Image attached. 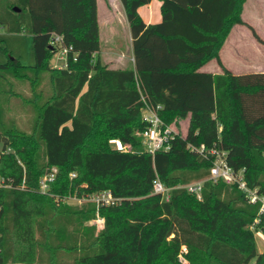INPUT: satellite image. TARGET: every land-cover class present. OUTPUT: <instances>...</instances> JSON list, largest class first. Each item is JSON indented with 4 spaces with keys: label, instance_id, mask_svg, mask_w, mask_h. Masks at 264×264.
I'll list each match as a JSON object with an SVG mask.
<instances>
[{
    "label": "trees",
    "instance_id": "16d2710c",
    "mask_svg": "<svg viewBox=\"0 0 264 264\" xmlns=\"http://www.w3.org/2000/svg\"><path fill=\"white\" fill-rule=\"evenodd\" d=\"M152 1L121 0L134 69L113 70L100 56L97 0H0V29L31 35L36 61L10 58L0 79L28 82L37 111L30 132L0 120V177L12 185L0 188V264H182L180 256L264 264L252 229L259 205L237 185L207 181L225 153L264 196V73L235 75L219 56L233 26L244 24L246 0H159L162 22L147 25L138 10ZM63 48H71L66 65L52 67ZM214 59L222 74L200 71ZM147 107L165 126L189 119L168 151L148 153L137 134L148 129ZM52 168L56 179L42 193ZM157 180L171 189L168 201L154 194ZM199 181L201 200L180 188ZM104 191L118 202L66 201ZM97 215L99 235L89 224Z\"/></svg>",
    "mask_w": 264,
    "mask_h": 264
},
{
    "label": "crops",
    "instance_id": "0c3cea01",
    "mask_svg": "<svg viewBox=\"0 0 264 264\" xmlns=\"http://www.w3.org/2000/svg\"><path fill=\"white\" fill-rule=\"evenodd\" d=\"M101 1L106 10L105 19L108 29L106 38H109L107 46L116 49L117 52L114 60L106 63L103 61V64L113 70L134 69L133 38L124 6L121 0H97L99 29ZM162 5V1L153 0L150 4L140 7L138 13L147 25L157 24L163 19ZM241 19L244 24L233 26L219 53L221 63L235 75L264 73V58L261 57L258 60L249 55L255 50L257 53L264 54V0H246ZM254 32L263 43L257 40ZM100 49V55H102L103 48ZM53 67L62 68L57 65ZM200 71L212 74L223 73L222 67L215 59L205 64Z\"/></svg>",
    "mask_w": 264,
    "mask_h": 264
},
{
    "label": "rangeland",
    "instance_id": "374dc122",
    "mask_svg": "<svg viewBox=\"0 0 264 264\" xmlns=\"http://www.w3.org/2000/svg\"><path fill=\"white\" fill-rule=\"evenodd\" d=\"M105 7L103 2H100L99 22H100V42L103 48L101 59L104 63L116 58V49L108 47L106 34L108 33L107 21L105 19ZM128 51V48H127ZM129 53V52H127ZM254 59L264 58V54L257 53L256 50L249 54ZM10 58L19 59L24 66H34L35 55L33 52V37L29 34H11L5 28L0 29V65L6 64ZM51 66L57 65L64 67L66 59L61 53L55 55L51 61ZM40 88H48V75H44ZM33 98L32 87L28 82L17 79L13 74L9 73L5 80L0 79V120L7 127L14 125L17 130L30 132L37 117V111L31 104ZM5 127V128H7ZM170 130L176 134L186 136L189 119H174L169 125ZM138 135L140 132L137 133ZM113 148H122L116 141H111ZM2 143L0 142V150ZM72 203H79L76 200H71ZM91 224V223H89ZM104 230L96 228V235H99ZM257 250L264 252V234L260 231L255 232ZM186 251V249H184ZM182 264H188L187 260L180 256Z\"/></svg>",
    "mask_w": 264,
    "mask_h": 264
},
{
    "label": "built area",
    "instance_id": "2783aa9c",
    "mask_svg": "<svg viewBox=\"0 0 264 264\" xmlns=\"http://www.w3.org/2000/svg\"><path fill=\"white\" fill-rule=\"evenodd\" d=\"M56 40L60 41V38H57ZM69 50H71V48H63L60 53L66 58ZM143 120L149 124L148 129L139 134L143 138L145 150L150 154H155L159 150L168 151L170 149V140L176 133L166 127L158 114L148 107L143 110ZM57 173V168H52L41 178L39 188L42 193L48 192L49 185L55 181ZM71 176L75 177L76 175L72 174ZM207 181L213 183L223 181L227 185H237L239 189L245 193L250 203L258 204L260 217L255 220L252 229L259 230L261 234H264V196L260 195L257 189H251L247 186L244 179V169L235 172L227 165L225 161V153H217ZM9 182L10 181H6L0 177V188H12V185ZM204 183L205 181L193 182L185 186H180V188L185 189L188 193L195 195L198 200H201ZM170 193L171 189L166 188L159 180L154 182V194L160 195L164 201L170 199ZM73 199L80 204L83 202H93L96 203L98 207L111 206L118 202L110 191L90 194L84 196L82 199L69 198L66 201H71ZM91 225L96 226L97 229H101L104 227L105 221L102 217L97 215V217L91 221Z\"/></svg>",
    "mask_w": 264,
    "mask_h": 264
},
{
    "label": "water",
    "instance_id": "95a60500",
    "mask_svg": "<svg viewBox=\"0 0 264 264\" xmlns=\"http://www.w3.org/2000/svg\"><path fill=\"white\" fill-rule=\"evenodd\" d=\"M15 11H20V10L15 8Z\"/></svg>",
    "mask_w": 264,
    "mask_h": 264
}]
</instances>
